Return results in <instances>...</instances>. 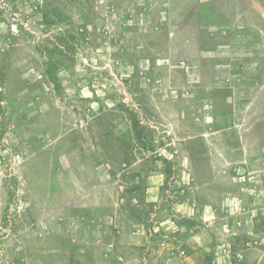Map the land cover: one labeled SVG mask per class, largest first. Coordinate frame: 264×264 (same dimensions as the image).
<instances>
[{"label": "rangeland", "instance_id": "374dc122", "mask_svg": "<svg viewBox=\"0 0 264 264\" xmlns=\"http://www.w3.org/2000/svg\"><path fill=\"white\" fill-rule=\"evenodd\" d=\"M0 264H264V0H0Z\"/></svg>", "mask_w": 264, "mask_h": 264}, {"label": "crops", "instance_id": "0c3cea01", "mask_svg": "<svg viewBox=\"0 0 264 264\" xmlns=\"http://www.w3.org/2000/svg\"><path fill=\"white\" fill-rule=\"evenodd\" d=\"M173 224L175 223L174 221H171ZM175 226H177V225H175ZM182 230H184L183 228H182ZM124 234H126L127 235V240L129 241V242H134V240L136 239V240H138V241H140V239L141 240H144L145 241V238H149L150 239V235L148 234V233H143L142 232V229H139V230H137V231H133V232H130V235H128V233H126V232H124ZM124 234H122L121 233V237L124 235ZM188 243H190L189 241H188ZM124 259V258H123ZM122 258H121V260H123ZM124 262H125V259L123 260Z\"/></svg>", "mask_w": 264, "mask_h": 264}, {"label": "built area", "instance_id": "2783aa9c", "mask_svg": "<svg viewBox=\"0 0 264 264\" xmlns=\"http://www.w3.org/2000/svg\"><path fill=\"white\" fill-rule=\"evenodd\" d=\"M188 255V251L184 248H176L170 251L167 256L164 258L166 262H170L173 258H185Z\"/></svg>", "mask_w": 264, "mask_h": 264}, {"label": "trees", "instance_id": "16d2710c", "mask_svg": "<svg viewBox=\"0 0 264 264\" xmlns=\"http://www.w3.org/2000/svg\"><path fill=\"white\" fill-rule=\"evenodd\" d=\"M50 69V68H49ZM50 71V70H49ZM49 73V75H50V77H51V79L53 80V81H55L56 80V76H55V74L53 73L52 74V71H50V72H48ZM133 127H134V129H135V133H136V139H137V141L139 142V143H143V140H144V138H143V132H142V130H141V126L139 125V122L136 120V119H134V121H133Z\"/></svg>", "mask_w": 264, "mask_h": 264}]
</instances>
